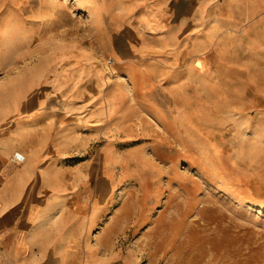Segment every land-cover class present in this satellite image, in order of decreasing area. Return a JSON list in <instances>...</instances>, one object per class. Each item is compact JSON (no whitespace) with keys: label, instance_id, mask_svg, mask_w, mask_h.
<instances>
[{"label":"rangeland","instance_id":"rangeland-1","mask_svg":"<svg viewBox=\"0 0 264 264\" xmlns=\"http://www.w3.org/2000/svg\"><path fill=\"white\" fill-rule=\"evenodd\" d=\"M158 1L0 0V83H27L43 129L83 132L66 158L96 193L171 216L122 236L140 264H264V35L169 30Z\"/></svg>","mask_w":264,"mask_h":264},{"label":"crops","instance_id":"crops-1","mask_svg":"<svg viewBox=\"0 0 264 264\" xmlns=\"http://www.w3.org/2000/svg\"><path fill=\"white\" fill-rule=\"evenodd\" d=\"M178 2L182 13L176 14ZM157 3L169 15L168 23L158 24L169 30L182 26L197 35L188 27L209 18L211 25L221 20L242 34L253 28L255 39L264 35V0H225L222 7L220 0ZM28 88L25 82L0 83L1 90L14 91L0 95V264H140L122 236L139 233L142 224L152 233L160 222L165 232L171 216H139L117 205L115 194L96 193L90 160L66 158L72 139L83 141V132L58 136L43 129L42 103L27 98Z\"/></svg>","mask_w":264,"mask_h":264},{"label":"bare ground","instance_id":"bare-ground-1","mask_svg":"<svg viewBox=\"0 0 264 264\" xmlns=\"http://www.w3.org/2000/svg\"><path fill=\"white\" fill-rule=\"evenodd\" d=\"M120 160V159H119ZM123 172V171H122ZM136 174V173H135ZM122 178H124V177H122ZM189 190V189H188ZM190 192V191H189Z\"/></svg>","mask_w":264,"mask_h":264}]
</instances>
